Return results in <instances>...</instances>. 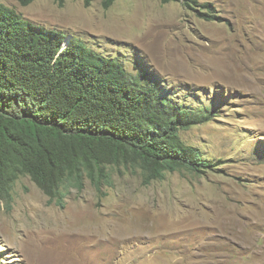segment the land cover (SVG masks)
Masks as SVG:
<instances>
[{
	"label": "rangeland",
	"instance_id": "374dc122",
	"mask_svg": "<svg viewBox=\"0 0 264 264\" xmlns=\"http://www.w3.org/2000/svg\"><path fill=\"white\" fill-rule=\"evenodd\" d=\"M1 1L156 73L190 106L224 99L220 117L183 131L216 164L205 174L148 182L121 165L62 203L21 176L0 200V264H264V0H199L212 19L176 1Z\"/></svg>",
	"mask_w": 264,
	"mask_h": 264
},
{
	"label": "trees",
	"instance_id": "16d2710c",
	"mask_svg": "<svg viewBox=\"0 0 264 264\" xmlns=\"http://www.w3.org/2000/svg\"><path fill=\"white\" fill-rule=\"evenodd\" d=\"M19 1L27 6L34 0ZM164 1L216 17L211 3ZM66 36L0 2V200L11 199L21 176L62 203L65 191L82 187L85 177L97 188L112 183L121 165L140 168L148 182L168 171L215 170L183 131L220 117L222 96L190 106L156 73L130 68L79 38L64 47Z\"/></svg>",
	"mask_w": 264,
	"mask_h": 264
},
{
	"label": "clouds",
	"instance_id": "9594fccd",
	"mask_svg": "<svg viewBox=\"0 0 264 264\" xmlns=\"http://www.w3.org/2000/svg\"><path fill=\"white\" fill-rule=\"evenodd\" d=\"M19 1V0H18ZM35 1V0H34ZM33 1V2H34ZM0 2L1 3H3L1 0H0ZM20 2V1H19ZM32 2V3H33ZM85 2H86V0H85ZM4 4V3H3ZM20 4H21V2H20ZM4 5H6V4H4ZM22 6H24L23 4H21ZM86 5H87V3H86ZM105 5V4H104ZM7 6V5H6ZM87 6H90V5H87ZM7 7H9V6H7ZM106 7V6H105ZM10 8H12V7H10ZM13 10H15L14 8H12ZM16 11V10H15ZM17 12V11H16ZM18 13V12H17ZM19 14V13H18ZM21 15V14H20ZM22 16V15H21ZM36 24V23H35ZM38 25V24H37ZM42 26V25H41ZM44 27V26H43ZM46 28V27H45ZM47 29H49V28H47ZM50 30H53V29H50ZM58 31V30H57ZM67 35V34H66ZM79 38V39H81V37H78V36H75V35H67L66 36V39H65V42H64V47H67V45L70 43V41L72 40V38ZM83 40V39H82ZM84 41V40H83Z\"/></svg>",
	"mask_w": 264,
	"mask_h": 264
}]
</instances>
